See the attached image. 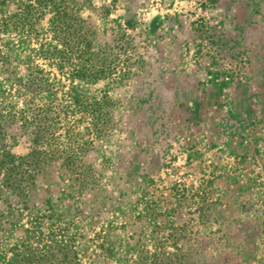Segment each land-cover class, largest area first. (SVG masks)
I'll list each match as a JSON object with an SVG mask.
<instances>
[{
  "label": "rangeland",
  "instance_id": "obj_1",
  "mask_svg": "<svg viewBox=\"0 0 264 264\" xmlns=\"http://www.w3.org/2000/svg\"><path fill=\"white\" fill-rule=\"evenodd\" d=\"M72 2L128 73L76 83L112 100L108 137L85 154L80 193L51 165L27 210L5 195L0 264L28 238L47 264L57 245L78 264H264V0ZM2 146L25 157L30 139Z\"/></svg>",
  "mask_w": 264,
  "mask_h": 264
},
{
  "label": "trees",
  "instance_id": "obj_2",
  "mask_svg": "<svg viewBox=\"0 0 264 264\" xmlns=\"http://www.w3.org/2000/svg\"><path fill=\"white\" fill-rule=\"evenodd\" d=\"M92 37L72 0H0V76L9 88L0 91L2 204L7 203L4 197L8 193L21 204L22 211L27 210L33 181L46 175L51 165L59 167L74 193L86 187L85 154L108 137L114 108L105 91L83 95L76 83L108 81L112 87L128 73L123 67L118 71V50L112 53L118 44L94 48ZM21 46L29 53L27 57H22ZM121 47L125 52V46ZM45 95L53 99H42ZM18 132L30 139L25 157L13 155L10 146H2ZM5 208L12 216V206ZM3 213L0 210V222L5 218ZM32 224L29 222L30 227ZM1 229L0 233L9 232ZM29 240L13 250L4 264L51 261L49 252H32ZM70 248L56 246L55 264H78V255Z\"/></svg>",
  "mask_w": 264,
  "mask_h": 264
}]
</instances>
